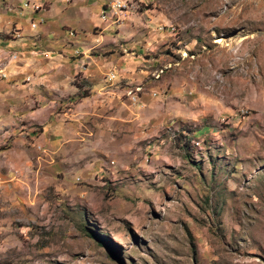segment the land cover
<instances>
[{
    "label": "rangeland",
    "instance_id": "obj_1",
    "mask_svg": "<svg viewBox=\"0 0 264 264\" xmlns=\"http://www.w3.org/2000/svg\"><path fill=\"white\" fill-rule=\"evenodd\" d=\"M142 2L162 38L125 83L161 90L164 117L114 125L102 109L80 144L0 176V264L264 258V0Z\"/></svg>",
    "mask_w": 264,
    "mask_h": 264
},
{
    "label": "crops",
    "instance_id": "obj_2",
    "mask_svg": "<svg viewBox=\"0 0 264 264\" xmlns=\"http://www.w3.org/2000/svg\"><path fill=\"white\" fill-rule=\"evenodd\" d=\"M24 1L13 0V10L0 7V126L12 136L6 148L0 144L1 177L33 164L37 149L83 142L102 109L114 125L164 117L161 90L151 87L158 95L143 92L137 103L125 95L126 79L141 81L144 56L159 46L157 18L128 12L119 23L102 20L101 0H29L47 3L36 11ZM109 72L115 74L110 81ZM242 264H264V258Z\"/></svg>",
    "mask_w": 264,
    "mask_h": 264
},
{
    "label": "built area",
    "instance_id": "obj_3",
    "mask_svg": "<svg viewBox=\"0 0 264 264\" xmlns=\"http://www.w3.org/2000/svg\"><path fill=\"white\" fill-rule=\"evenodd\" d=\"M103 2V9L100 12L102 20L111 19L114 23L122 21L121 13L123 12H138L143 6L142 0H101ZM115 78L114 73H109L107 79L110 81ZM141 87L138 85L129 86L125 95L129 97L132 102H137ZM11 137V132L6 127L0 126V144L5 145Z\"/></svg>",
    "mask_w": 264,
    "mask_h": 264
},
{
    "label": "bare ground",
    "instance_id": "obj_4",
    "mask_svg": "<svg viewBox=\"0 0 264 264\" xmlns=\"http://www.w3.org/2000/svg\"><path fill=\"white\" fill-rule=\"evenodd\" d=\"M220 42H223V40H221Z\"/></svg>",
    "mask_w": 264,
    "mask_h": 264
}]
</instances>
